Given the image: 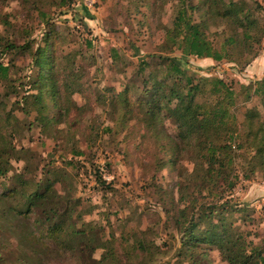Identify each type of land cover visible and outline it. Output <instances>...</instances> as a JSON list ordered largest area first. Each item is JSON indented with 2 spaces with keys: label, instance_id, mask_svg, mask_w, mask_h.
<instances>
[{
  "label": "rangeland",
  "instance_id": "1",
  "mask_svg": "<svg viewBox=\"0 0 264 264\" xmlns=\"http://www.w3.org/2000/svg\"><path fill=\"white\" fill-rule=\"evenodd\" d=\"M221 1L242 12L207 15L202 0H0V63L8 67L6 79L0 72V145L11 148L2 153L8 172L0 176V264H97L102 258L101 264H227L218 248L188 250L181 241L182 226L211 205L214 222L225 218L232 235L264 255V169L246 165L249 151L239 150L234 186L219 178L215 186L203 181L198 167H206V158L181 140L167 109L156 112L154 123L145 114L143 80L152 73L150 83L170 86L166 64L172 60L185 71L182 87L188 77L190 87L199 82L201 89L210 87L209 79L226 82L237 93L230 110L239 125L246 108L264 119L262 105L256 97L245 101L241 87L264 76V0ZM182 9L217 48L226 47L222 59L184 53L174 42L171 30ZM244 13L256 25L245 29ZM44 32L53 40L48 53L69 111L61 117L44 99L45 119L37 121L35 108L26 114L21 98L37 93L34 54ZM204 96L197 92L195 100ZM17 174L29 181L24 193L39 179L53 181V219L62 218L69 234L47 233L36 206L24 213ZM80 229L87 239L74 236Z\"/></svg>",
  "mask_w": 264,
  "mask_h": 264
},
{
  "label": "trees",
  "instance_id": "2",
  "mask_svg": "<svg viewBox=\"0 0 264 264\" xmlns=\"http://www.w3.org/2000/svg\"><path fill=\"white\" fill-rule=\"evenodd\" d=\"M202 1L206 6L207 15L213 16L215 12L218 16L222 14L223 17L227 18L233 13L242 12L239 5L234 4L232 1ZM64 2L62 1L61 3L66 4ZM218 3L221 4L223 13L218 12ZM189 7L193 9V6ZM34 8L43 19L45 13L37 5ZM191 17V13H188L186 9L178 11L171 30L175 32L174 42H177L184 53H189L197 57H211L214 60L222 59L225 56L224 51L226 47L221 46V48H217L213 41L207 39L198 26L192 23ZM244 19L247 23L244 26L245 29H249V27L257 23L253 19V15L250 16L249 13H244ZM44 22L47 23V21ZM44 33L43 45L39 46L34 54V63L38 69L36 77L32 80V87L36 88L37 93L33 99V94L23 95L21 98L26 114H29L30 110L35 108L37 121H43L45 119L43 117V112L46 108L44 99L49 100L52 107L58 108L61 117H65L69 111L67 102L62 97L61 86L54 79L55 60L53 59L52 52L48 53L49 48L52 51L54 45L53 40L50 33ZM245 38L249 39V35H245ZM231 42L232 39L228 37L226 43ZM141 65L144 68L148 63L143 62ZM166 65H168L166 74L173 78L170 86L163 85L157 79L152 80L150 83L153 76L152 73L148 74L143 80V96L146 98L144 103L149 105V109L145 114L154 123L159 118L155 115L156 112L164 108L167 109L169 117L181 132V140L186 141V145L197 148L202 154L201 158H206V167L203 166V162L198 167L203 176V181L209 179L217 186L216 179L219 178V180H226L228 188L233 187L235 179L232 178H236L237 175L231 177V173L238 166L237 157L241 154V152L239 153L241 149L247 152L249 151V156H247L248 161L246 163L248 167L254 164V167L257 165L259 169H264V119H260L256 108H246L244 111L245 119L239 125L236 115L230 110L235 104L237 93L226 82L220 78L209 79L210 87L208 89H201L199 82L190 87L188 85L190 78L188 77L186 84L182 87V84H180L182 75L180 74H185V71H182L172 60H168ZM7 70L8 67L0 63L2 79H6ZM185 85L188 88L182 89L185 88ZM241 87L244 93L243 99L247 101L256 97L255 99L262 105L264 110V76L250 81L247 85H241ZM197 92H201L202 95H205V98L196 101L195 96ZM165 101L167 104L172 103L173 106L168 107L163 105ZM2 138L3 135L0 134V139ZM172 149L175 153H180L182 148H179L175 144ZM4 151H11V148L0 145V176L8 172L6 167V164L8 165V159L2 155ZM172 162H174V159ZM3 163H5V166ZM168 164L167 162L165 166H168ZM16 177L19 179L22 187V199L25 205H23L25 207L24 213L28 215L32 212V207L36 206L45 214L42 223L48 227L47 233L62 232V235L69 234L70 232L65 226L60 227L62 218L58 220L53 219L55 208L51 197L56 195L53 191V181L50 179L40 181L39 179L35 181L31 192L24 193L23 190H25V186L29 181L24 179L22 174H17ZM0 195V197L2 195L5 196L4 193ZM181 197L184 199L183 195ZM215 214L218 213H215V209L211 205L207 211L194 213L191 219L182 226L181 241L187 245V249L192 250L197 246H213L218 248L222 259L227 264H264L263 249L256 247L248 248L249 243L244 240L241 241L240 236L232 235V227L227 224L225 218H219L218 222L213 221ZM200 223H203L202 227ZM73 234L74 236L75 234H79L80 238L83 239H87L88 236V233L81 229L74 231ZM24 238H26V235ZM66 243H69V240ZM97 243L98 246L102 244L101 241H97ZM69 246L71 247L72 245ZM102 261L103 258L95 260L94 262L101 264Z\"/></svg>",
  "mask_w": 264,
  "mask_h": 264
},
{
  "label": "crops",
  "instance_id": "3",
  "mask_svg": "<svg viewBox=\"0 0 264 264\" xmlns=\"http://www.w3.org/2000/svg\"><path fill=\"white\" fill-rule=\"evenodd\" d=\"M260 58H263V61H264V57H263V55H260ZM259 59V58H258ZM264 65V64H263Z\"/></svg>",
  "mask_w": 264,
  "mask_h": 264
}]
</instances>
